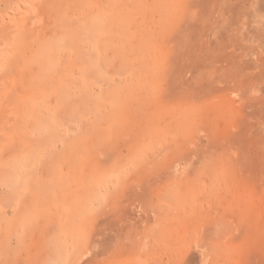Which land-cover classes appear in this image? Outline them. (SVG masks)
<instances>
[{
	"label": "rangeland",
	"instance_id": "374dc122",
	"mask_svg": "<svg viewBox=\"0 0 264 264\" xmlns=\"http://www.w3.org/2000/svg\"><path fill=\"white\" fill-rule=\"evenodd\" d=\"M0 264H264V0H0Z\"/></svg>",
	"mask_w": 264,
	"mask_h": 264
}]
</instances>
